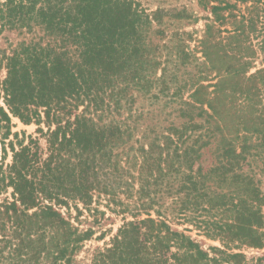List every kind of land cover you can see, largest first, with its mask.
Masks as SVG:
<instances>
[{
  "label": "trees",
  "instance_id": "1",
  "mask_svg": "<svg viewBox=\"0 0 264 264\" xmlns=\"http://www.w3.org/2000/svg\"><path fill=\"white\" fill-rule=\"evenodd\" d=\"M227 7L191 49L155 44L161 11L134 0H0V32L44 34L0 58V264H75L93 231L71 202L91 211L96 193L122 213L120 193L136 201L90 264H264L242 251L264 248V67L240 30H219ZM13 118L37 124L46 151Z\"/></svg>",
  "mask_w": 264,
  "mask_h": 264
},
{
  "label": "rangeland",
  "instance_id": "2",
  "mask_svg": "<svg viewBox=\"0 0 264 264\" xmlns=\"http://www.w3.org/2000/svg\"><path fill=\"white\" fill-rule=\"evenodd\" d=\"M134 2L140 9H146L151 15L153 12L161 11L156 21L153 22L154 32L152 34V39L155 44H158V42L164 44L169 40L176 41L179 38H184L186 46H190L191 49H194L195 45H197L196 40L203 35L206 24L205 19L211 16V8L214 6L224 8L228 5L226 11H221V19H224L219 21V23L222 22L221 25L217 23L219 30H240L241 36L236 39L240 40L241 43L251 42L257 52L255 61L256 68L259 69L264 67V0H134ZM160 28L165 29V35L163 37L158 34ZM187 34L191 35L192 39L187 36ZM43 36L44 34L38 28L32 32H29L26 28L4 30L0 32V58L4 53L9 54L22 43L29 44L30 42L35 43L42 41V39L44 40ZM224 36H228V34L225 33ZM194 65L197 64L193 63V67L190 70L195 74L200 70L197 68L195 70ZM160 68L161 67L157 70V76L161 75ZM255 70L256 69L252 70V72ZM0 76L3 78L6 76V71L4 69L0 70ZM153 91L157 90L154 89ZM184 96L187 97L188 92H186ZM166 99L167 97L160 98V103L155 105L156 108L166 104ZM149 102L150 100L147 99L137 100L135 108L139 107L141 103H144L147 105L146 108L148 109L150 108L148 106ZM0 103L2 104L1 100ZM167 113H170L169 108L164 109V117H166ZM124 117H126V114L122 116V118ZM13 123L15 125L13 131L20 133V138H22V132H25L27 136L32 135L40 138L41 147L46 151L47 142L38 132L39 126L37 124L32 123L27 125L18 118H13ZM42 128H44L45 131L47 130L45 125H42ZM140 135L141 134L138 133L136 138H139ZM207 156L209 157V154ZM1 157L2 147L0 144V160ZM11 160L12 155L9 154L7 162H11ZM118 197L124 205L129 204L130 211L128 213L121 212L122 208H124L123 205L114 204L110 201L109 197L102 196L98 198L97 193L94 196V202L90 206L91 211L88 210L85 212V210H82L83 212L80 213L77 209H74L75 203L71 202V207H73L72 216L75 218L73 220L75 225L79 227L80 230L93 231L92 237L84 242L83 248L78 252L75 258V264H90L93 253L103 249L125 221L133 219V204L136 201V196L129 199L125 194L120 193ZM169 203L170 199L167 200L166 206L169 205ZM77 205L80 209L83 207L81 203H77ZM143 217L146 216L143 215ZM173 228L180 231L188 230L187 234L197 240L205 250L211 247H221L219 241L206 238L202 231L197 230L190 223L176 221L173 224ZM242 251L249 260L264 256V248H245ZM235 252L239 251L235 250Z\"/></svg>",
  "mask_w": 264,
  "mask_h": 264
}]
</instances>
